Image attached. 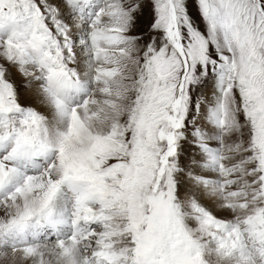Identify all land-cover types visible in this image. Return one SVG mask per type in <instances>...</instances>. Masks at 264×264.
Segmentation results:
<instances>
[{"label":"snow or ice","instance_id":"1","mask_svg":"<svg viewBox=\"0 0 264 264\" xmlns=\"http://www.w3.org/2000/svg\"><path fill=\"white\" fill-rule=\"evenodd\" d=\"M0 264H264V0H0Z\"/></svg>","mask_w":264,"mask_h":264}]
</instances>
